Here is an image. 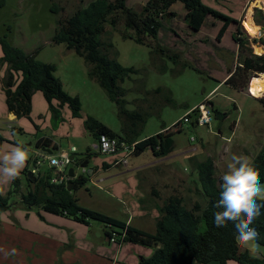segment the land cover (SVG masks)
I'll use <instances>...</instances> for the list:
<instances>
[{
	"label": "rangeland",
	"instance_id": "rangeland-1",
	"mask_svg": "<svg viewBox=\"0 0 264 264\" xmlns=\"http://www.w3.org/2000/svg\"><path fill=\"white\" fill-rule=\"evenodd\" d=\"M91 1L93 0H0V37L6 38L11 44L29 53L39 49L37 59L56 64L55 75L62 81L65 91L71 95H78L82 102L80 117L72 116L69 105L60 107L59 116H56L42 93L36 92L34 100L32 99L31 119L22 117L9 123L3 92L4 78L9 66L2 62L0 44V128L8 139L3 143L0 152L19 144L25 146L32 156L37 139L49 136L64 149L69 150L72 145L76 146L75 155L79 159L86 157L87 150H90L92 156L94 155L93 159L98 161L111 156L99 153L93 147L97 141L85 127L84 119L91 115L116 133L123 134L126 117L120 112L119 105L110 99L99 81L89 75V63L65 44L53 42L58 20L66 19L77 8L85 7ZM138 1L127 0V5L141 10L143 6H139ZM204 2L235 16L239 15L244 6L240 25L242 36L248 38L255 54H264L260 53L264 46H258V43L264 44L258 34L259 29L264 33L262 29L264 20L260 12L262 4L259 0H204ZM54 5L57 6V11L53 8ZM174 9L177 10L176 16L163 20L157 38L151 40L152 44H142L132 38L123 37L124 32L132 31L125 28L122 19L115 27L106 23V30L100 35V39L103 41L101 48L104 53L124 66L136 70L129 72L121 85L126 89L124 98L127 100V109L140 110L139 112L144 115V120L137 123L139 136H151L167 126L165 132L162 131L174 138L175 147L171 155L177 169L176 176L175 173L168 171V166L161 164L162 162L154 164L159 157L147 149L140 154L132 155L128 166L120 165L104 171L102 176L105 180L99 185L93 184L89 179L75 192L81 205L123 220L131 216L130 222L133 220V225L147 230L153 228V220L150 222L149 218L146 220L134 213L135 208L131 201L136 196H141V202L138 200L141 206L159 202L150 193V186L155 184V180L164 174L170 175L172 187L179 192L180 180L177 175L184 174L185 177L193 179L189 181L191 193H184L186 205L190 207L194 199L204 204L205 197L198 172L194 168L195 162L209 157L217 160L216 176L221 179L223 171H227L226 167L231 162L233 153L248 156L245 152H249V155L254 156L261 150L264 141V105L259 100L264 96L256 94L259 81L264 77L250 79L255 85L252 90L254 92L255 89L254 94L258 97L251 96L246 87H234L225 81L219 84V80L228 74L229 69L238 64V45L233 39L237 25L231 23L223 38L218 40L217 35L215 37L213 33L219 32L223 20L210 17L202 30L195 32L187 26L184 4L177 1ZM246 18L248 21L254 20L257 24L254 26L249 23L255 27L254 32L244 23ZM156 44L178 52L179 63L156 53L154 51ZM254 76L258 75L253 74L252 77ZM216 85L218 86L209 99L207 95ZM210 101L215 108L226 111L227 116L225 118L215 116L210 126L196 124L195 113L191 114L190 122L182 120L192 106L198 107L203 102L210 105ZM54 103L56 104V101ZM8 124L16 130L13 131ZM236 124L238 127L233 132ZM219 131L222 134H219ZM192 136L196 138L193 143L198 147L194 152L195 156L188 160L184 158L182 152L188 148ZM240 136L244 138V153L243 146L239 144ZM154 165L158 166L151 169ZM47 167L48 165L44 164L41 167L42 171H46ZM72 167L79 171L78 166ZM23 170L19 178L22 181L21 192L25 193L28 187ZM112 174L116 176L110 177ZM198 186L199 192L196 191ZM11 188L12 182L0 184V195L7 196ZM21 192L10 195L11 208L0 211V264H44L45 256L36 255L25 243H28L27 239L37 237L33 236L35 232L47 229L48 218L45 220L38 215V207L26 209L20 202ZM26 212H30V217H26ZM90 228L92 236H103L105 228L103 223L91 220ZM54 233L59 235L62 232L57 228ZM43 238L42 234L37 237ZM137 247L142 251L149 246L138 244ZM13 249L16 250L14 255L11 254Z\"/></svg>",
	"mask_w": 264,
	"mask_h": 264
},
{
	"label": "trees",
	"instance_id": "trees-1",
	"mask_svg": "<svg viewBox=\"0 0 264 264\" xmlns=\"http://www.w3.org/2000/svg\"><path fill=\"white\" fill-rule=\"evenodd\" d=\"M177 1L184 4L185 20L192 31H199L208 17L218 18L223 20L217 34V39L221 40L231 23L237 25L233 39L238 45V64L230 70L226 84L244 88L248 86L253 74L264 72V54H255L248 38L242 36L241 20L205 3L204 0H149L141 10L128 6L127 0H93L87 6L77 8L66 19L58 20L53 42L65 44L67 48L73 49L89 63V75L99 81L110 99L119 105L120 112L126 117L124 132L118 134L97 118L87 116L84 119V125L96 141L101 134H108L126 140L128 143L137 142L136 155L150 149L154 156L165 157L174 151V138L162 131L167 126L151 136H139L137 123L144 120V115L139 112L140 110L127 109V100L124 98L126 89L121 85L128 73L136 70L133 67L124 66L104 53L100 35L105 32L106 23L115 27L122 19L125 28L132 31L124 32L123 37L132 38L142 44H152L151 40L157 38L163 26V20L176 16V12L172 11L171 7ZM53 8L57 11L56 5ZM260 12L263 11L260 9ZM249 23L257 26L254 20ZM252 25L250 28L254 32L255 27ZM262 41L264 42V38ZM0 44L2 62L9 66L3 86L8 113H14L17 118L31 119L33 94L41 91L56 116H59V108L64 105L70 106L73 117L81 116L80 97L65 91L62 81L55 75L56 64L38 60L39 49L29 53L1 37ZM155 47L156 53L179 63L178 52L160 44H156ZM260 53H264L263 47ZM250 85L252 89L255 86L251 82ZM259 100L264 105V98ZM196 111L197 109H193L191 112L196 113ZM213 111L218 118L227 116L226 111L217 108H213ZM12 129L16 130L15 127ZM6 140L8 139L3 130H0V151ZM49 142L47 138H40L36 146L40 149L49 147ZM56 148V146L51 147V150L56 152ZM90 157L92 152L87 150L86 157L79 159L76 156L77 161L73 165L77 166V162L80 165L89 164ZM252 160L259 170L260 182L264 183V141L261 150ZM104 164L110 166L107 163ZM194 168L198 172L205 203L199 202L188 207L184 197L178 194L169 196L159 207L160 215L156 220L155 232L141 229L126 220L81 205L75 192L84 186L89 178L81 173L77 174L68 181V183L72 182L71 189H68V183L52 182L54 174L51 168L44 172L41 170L34 180L28 177L27 172L30 170L26 165L23 173L26 176L27 192H21L22 181L19 177L15 179L8 195H0V211L11 208L10 195L21 192L22 205L28 210L38 207L37 213L41 218H44L41 212L43 211L71 218L85 225L90 224L91 220H97L104 224L108 237L114 231L119 236L125 233L123 243L131 242L154 248L150 256H142L139 264H192L195 260L202 264L211 261H218L219 264H230L231 261L239 264H264V255L260 259H253L246 250H240L232 222L222 228L215 226L214 214L222 211L216 207L220 198L222 181L216 176L214 159L209 157L196 161ZM252 226L259 232V242L264 245V214Z\"/></svg>",
	"mask_w": 264,
	"mask_h": 264
},
{
	"label": "crops",
	"instance_id": "crops-1",
	"mask_svg": "<svg viewBox=\"0 0 264 264\" xmlns=\"http://www.w3.org/2000/svg\"><path fill=\"white\" fill-rule=\"evenodd\" d=\"M139 1H138L139 6H144V4L149 0H139ZM175 4L176 3H174L172 5L171 10L176 12L177 10L174 9ZM219 10L241 20V17L243 16V13H244V6L242 7L238 16H235L234 14H230L229 12H226L225 10H222V9H219ZM185 14H186V10H185ZM209 18L210 17H208L207 20H209ZM206 21H205V23H207ZM213 24H215V23H213ZM203 26H202V28H203ZM188 28H189V26H188ZM202 28L199 31H201ZM199 31H197V32H199ZM213 34L216 37V35L218 34V31H215ZM237 49H238V46H237ZM237 56H238V54H237ZM234 68L229 69L228 74L226 76H224V78L219 80V84H221L222 82L227 80L228 76L230 75V73H229L230 70H232ZM217 86L218 85H216L208 93L207 96H209L208 97L209 99L213 96L212 93L214 92V90L216 89ZM246 89H247V86H246ZM3 92H4V89H3ZM36 92H41V91H36ZM36 92H35V94H36ZM35 94L32 97L33 100H34ZM42 95H43V93H42ZM4 96H5V92H4ZM209 103H210L212 108H215L213 102L210 101ZM195 106L196 105L192 106V108H190L187 112H189ZM32 110H33V106H32ZM5 112H7V117L9 118V123L20 119V118H17L14 113H8L7 107H6V96H5ZM9 127L12 128V125L10 124ZM237 127H238V124H236L235 128L233 129V132L236 131ZM0 130H1V128H0ZM163 131L165 132V130H163ZM219 132H220L219 134H222L221 131H219ZM40 138L49 139L50 145H49V147H43L41 149L35 145V148L32 152V156L37 151H41V150L51 153V152H53L51 150V147H54V146L57 147L56 151L64 149L58 143H56L52 138H50L49 136H42ZM40 138H38V139H40ZM38 139H37V141H38ZM239 142H240L239 144H241L240 146H243L242 152L244 153V138H241V136H240ZM93 147L96 148L95 145ZM187 149H185L182 152V155L184 156V158L190 160L195 155H191V156L187 157L186 156L187 155ZM149 151L152 153L151 150H149ZM99 153H101V152H99ZM245 153L248 156H250L251 159H253L257 155V153L254 154V156L249 155V152H245ZM93 156L90 157V159H89L92 164L89 162L88 165H92V166L96 167L97 173H98L96 178L101 177L105 180V178L102 176L104 171H108V170L112 169L113 167L120 166V164L116 163V160L118 158V156H116V155H111V156H109L103 160H99V161L93 159L94 158ZM156 159H158V161H154L153 162L154 164H159L162 162L161 164H165L166 166H168V168H169L168 171H171V173L172 172L175 173V176H176L177 169L174 165L171 154L168 156L161 157V158L159 157ZM198 161H201V160H198ZM214 161H215L216 171H217L218 163H217V160H214ZM104 163H107L110 166H107ZM26 165H27V163H26ZM155 166H158V165L152 166L151 169H153ZM140 168H141V166H140ZM47 169H48V167H47ZM226 169H227V167H226ZM128 171H130V170H128ZM225 172L223 171V173H225ZM156 174H158V173H156ZM163 174H164V172H163ZM148 175H147V178H148ZM115 176H116V174H112L110 177L114 178ZM170 177H171L170 175L164 174L163 176H161L160 179L154 181L155 182L154 185L150 186L151 195L154 198H156L157 200H159V202H153V204L149 205V206H145V204H144V206H141L139 204V201H138V200H140L141 196H136V198L131 201L134 204V208H135L134 213H137V215H139L140 217H143L146 220H148V218H149L150 222H151V219L153 220V223H154L153 228L151 230H147V229H144V230H147L150 232L156 231V220H157V217H159V215H160L159 207L164 204L165 200L169 196H171L173 194H178V195L184 197V193H191V191H192V189H191L192 187H191V185H189V181L193 180L192 178L189 179L188 177H185L184 174L177 175V177L180 180L179 183H180V190L181 191L176 192V188H173L171 183H170V180H171ZM104 180L101 182H104ZM101 182L96 183V185H99ZM93 184H95V183H93ZM196 191L199 192V186L196 187ZM137 195H139V194H137ZM184 199H185V197H184ZM136 201L138 203H134ZM140 202H141V200H140ZM197 203H199V201L197 199H194L192 202V205L190 207L194 206ZM47 214L50 216H48ZM30 215H31L30 212H26V217H30ZM43 216H44L45 220H46V217L48 218V221H46V225L48 227H47V229H44L43 232H41V231L35 232L33 236L38 237L40 234H42L44 236V238L43 239H37V237H36L32 240L27 239L26 241L30 245H28V243H25V244L29 249H32V251L35 252L36 255L41 256L43 254L45 256L44 261H46V262H43L44 264H57L58 262H59V264H139L142 256L148 257L154 251V248H152V247H147V249H142V251H139L138 247H137L138 246L137 243L124 242L120 246L116 243H112L109 241L108 236H106L105 228L103 229V236L100 235V236L94 237L91 235V233H92L91 228H90L91 222H90V224L85 225V224L79 223V222H77L71 218H67V217L60 216V215H55V214L48 213V212H45L43 214ZM52 216H54V217H52ZM130 219H131V216H129V218L126 221L128 223L133 224L132 223L133 220H131V222H130ZM81 226H83V227H81ZM52 227H54V229H52ZM57 228H59L60 231L62 232L59 235H56L54 233V231H56ZM141 229H143V228H141ZM29 232H31V230H29ZM47 233H51V234H47ZM239 246H240V244H239ZM240 250H245V249H243L240 246ZM192 264H202V263H199L198 261L195 260ZM206 264H219V262L218 261H211V262L206 263ZM230 264H239V263L236 261H231Z\"/></svg>",
	"mask_w": 264,
	"mask_h": 264
},
{
	"label": "clouds",
	"instance_id": "clouds-1",
	"mask_svg": "<svg viewBox=\"0 0 264 264\" xmlns=\"http://www.w3.org/2000/svg\"><path fill=\"white\" fill-rule=\"evenodd\" d=\"M31 153L16 144L0 152V184H10L17 179L30 159ZM227 171L221 177L220 198L216 207L222 209L214 214L218 228L232 222L240 246L253 259L264 255V245L259 242V232L252 225L264 213V184L260 182L259 170L254 161L245 155H231ZM51 163L59 166V161ZM15 249L11 254H15Z\"/></svg>",
	"mask_w": 264,
	"mask_h": 264
},
{
	"label": "built area",
	"instance_id": "built-area-1",
	"mask_svg": "<svg viewBox=\"0 0 264 264\" xmlns=\"http://www.w3.org/2000/svg\"><path fill=\"white\" fill-rule=\"evenodd\" d=\"M259 38L264 36V33L261 29H259ZM258 76H264V72L257 74ZM255 77V76H254ZM253 77H251L252 80ZM250 80V82H251ZM247 87L248 93L253 96L257 97L250 89L249 85ZM194 109H197L195 113V123L198 125H211V123L215 119V113L212 109V107L206 103H200L198 107H195ZM193 110V109H192ZM191 110V111H192ZM187 112L183 117L182 120L185 122L191 121V114L192 112ZM180 120V121H182ZM195 137H190V143L187 149V157L194 155V152L197 150V144L193 143L195 141ZM99 152L105 155H116L118 156L116 163L127 166L129 165V160L132 155L136 153V147L137 142L128 143L126 140H121L117 137H112L108 134H101L99 139L97 140V144L95 146ZM77 151L76 146L72 145L69 150L67 149H61L58 152H47V151H37L27 162L29 170L35 174L38 175L41 172V167L44 164L48 165V168H51L53 170L54 176L52 177L53 183H68V181L71 179V176L69 175V169L72 167L71 165L75 164L77 161L75 152ZM55 159L59 161V166H55L51 163V161ZM78 170L76 171L77 174H83L87 176L93 183H98L103 181L104 179L101 177H97V169L96 167L92 165H80L77 162ZM125 237V233H123L121 236L118 235L117 232H113L110 237H108L109 241L112 243H116L119 246L123 243V238Z\"/></svg>",
	"mask_w": 264,
	"mask_h": 264
},
{
	"label": "bare ground",
	"instance_id": "bare-ground-1",
	"mask_svg": "<svg viewBox=\"0 0 264 264\" xmlns=\"http://www.w3.org/2000/svg\"><path fill=\"white\" fill-rule=\"evenodd\" d=\"M259 2L262 4V8L264 7V0H259ZM245 24H248V26L250 27L251 25L249 24V21H248V19L246 18L245 19V22H244ZM255 77H264L263 75L262 76H255ZM255 77H253V80H254V78ZM251 84H252V82H251ZM249 89L253 92V90H252V88H251V85H250V87H249ZM254 92L256 93V91H255V89H254ZM253 92V93H254ZM256 94H260V95H262V96H264V78H262L260 81H259V85H258V89H257V93ZM257 97H258V95H256ZM262 96H260V97H262Z\"/></svg>",
	"mask_w": 264,
	"mask_h": 264
},
{
	"label": "water",
	"instance_id": "water-1",
	"mask_svg": "<svg viewBox=\"0 0 264 264\" xmlns=\"http://www.w3.org/2000/svg\"><path fill=\"white\" fill-rule=\"evenodd\" d=\"M261 10L263 11L262 12V19L264 20V7L261 8ZM258 44L264 46V44H262V43H258ZM257 74H259V73H257ZM27 175H28V177H30V178H32L34 180L36 179V175L33 174L31 171H28L27 172ZM69 175L71 176V178H74L76 176V172H75V169L73 167H70V169H69ZM71 187H72V182H69L68 185H67V188L68 189H71Z\"/></svg>",
	"mask_w": 264,
	"mask_h": 264
},
{
	"label": "flooded vegetation",
	"instance_id": "flooded-vegetation-1",
	"mask_svg": "<svg viewBox=\"0 0 264 264\" xmlns=\"http://www.w3.org/2000/svg\"><path fill=\"white\" fill-rule=\"evenodd\" d=\"M262 29H264V28L262 27ZM262 38H264V36H263V37H261L260 39L262 40Z\"/></svg>",
	"mask_w": 264,
	"mask_h": 264
}]
</instances>
